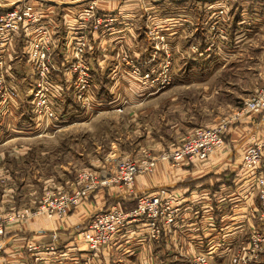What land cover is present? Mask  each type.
<instances>
[{"label":"rangeland","instance_id":"374dc122","mask_svg":"<svg viewBox=\"0 0 264 264\" xmlns=\"http://www.w3.org/2000/svg\"><path fill=\"white\" fill-rule=\"evenodd\" d=\"M141 1L143 8L141 5H137L135 14L137 16L132 15L130 22L144 40L145 47L138 48L142 50L140 58L129 54L126 49L119 51L116 56L119 59V68L116 69L115 73L119 71V74H121L122 71L127 70L128 72L130 71L129 75L138 79L143 86H149L152 82H155L158 87H161L160 89H168L169 87L172 89L167 92L166 97L164 96L150 103H130V100L126 98L121 106H116L114 110L102 113L97 118L87 122L86 125L77 122L68 129L58 133L56 131L55 133L49 132L51 130L50 125L53 122L46 123V119L43 116L37 115L33 111V103L30 98L25 99L21 103L22 108L18 109L20 113L17 112L18 117L15 119L9 118L8 114L7 116H1L0 123H4L5 127L0 125L3 127L2 129L0 127V142H8V144L2 143V146H0V157L6 158V164H1L3 167L6 166V173L0 172V206L3 207H0V209L6 213H15L17 217L13 221L26 219L27 215H21L25 209L31 212L43 206L46 208V206L53 207L55 205L56 208L46 209L57 211L59 214L62 213L59 218H65L73 214L81 205L92 207L90 214H93L94 210H106L116 204H119L118 206L122 210H133L138 206L139 200L144 195L154 189L163 188L158 185L152 190H137L135 185L136 176L145 173L152 174L159 161L166 162L171 167H174L172 163L175 161V155L177 157V152L185 149V140L189 136L195 135L198 126L218 127L225 139L228 137L226 135L230 129L244 118L247 120L248 117L257 115V119L259 118L257 121L264 123V110L255 113H243L241 116L236 115L244 107L245 100L251 96L249 92L257 91L259 87L264 85L262 70V67L264 68V48H252L248 45L245 48L223 49L210 46V35H212L210 23L212 22L213 14L216 13V15L221 17L219 9L224 6L222 1L182 0L178 2L177 0H162L156 3V10L152 9L156 11L154 16H152V12L148 14L150 8L148 0H138V2ZM238 6V10H240L241 1H239ZM228 7V11H233L234 15H236V5H228ZM161 11L162 13L159 15ZM114 18L115 20L117 19L115 27L125 24L119 16L114 15ZM104 28L102 33H109V30L106 29L107 27ZM92 35H90V38ZM28 39H30V36ZM223 51H226V53H223ZM53 54L52 63H54ZM210 54H212L211 58ZM256 55L257 59H252ZM210 59L212 60L211 63ZM150 61H154L157 66L161 62V69L154 72L146 68L147 62ZM134 64L140 67L142 74L150 73L151 77H149V80L143 79L133 72ZM210 64L212 68H210ZM249 65L250 67H255V69L257 67L258 73L256 75L251 72L252 69L248 68ZM77 66L78 58L73 54L68 64V69L74 73V79L71 78V82L76 80L78 82L77 71L79 68ZM149 68L158 69L157 67ZM5 69L7 77H9L8 71L10 68L5 67ZM11 71L13 73V70ZM108 74L109 72L101 77V83L104 89L111 93L108 88L111 87ZM175 74L183 80L182 83H180ZM23 75L28 78L26 80L32 85H27L26 90H24L22 82H15V84L20 87L18 88L19 91L27 98L30 96L31 88L35 87L37 79L32 73ZM121 77L124 78L123 76ZM152 78L153 81H151ZM99 83L93 74L91 89L99 88ZM175 84H178V86H175ZM215 86H217L219 92L212 94V88L214 89ZM28 87L31 88L29 89ZM74 87L72 86L70 91H67V94L71 93V96H73ZM117 88L123 89V86H116ZM132 92H135V90H132ZM108 93H105V96ZM108 97L107 101L110 100ZM105 98H101L103 99L101 107L105 106L103 108H108L109 106H106L108 102L104 100ZM13 100H11L9 105L1 107H5L6 110L9 109ZM77 104V108H82L75 101V107ZM93 108L94 106L92 108L88 106V108L82 109L90 112ZM36 120L41 129L34 132L32 130H34ZM161 120H163V123ZM55 123L63 125L67 122L55 121ZM150 125L156 129L164 128L163 130L167 132L168 130L177 131L180 128L182 130L179 135L181 140L174 142L170 140L164 141L165 144L160 148L156 145L160 142L158 140V142H152L151 145H145L137 149L138 146L136 145L141 142L145 127ZM43 126L44 128L42 129ZM257 135L255 132L250 134V140L246 142V149L255 141V138H258ZM226 140H229V138L225 139L222 146L217 150L227 145ZM61 142H66L67 145H63ZM20 143L34 149H26L25 146L21 147ZM77 145L81 147V153H84V157L80 153L73 154V158L70 160L71 165L61 164L58 166L57 161L62 158L59 153H64L63 159L65 160L67 153L70 151L71 155L73 151L72 147L69 149L67 147H75ZM47 152L55 154L56 160H48V162H53L54 160L53 169L55 174L53 176L51 174V180L49 177V181L45 183V172L46 170H51L48 169L47 157L43 155H47ZM137 152L138 158L135 157ZM26 153H28V156H26ZM166 153H169L167 158L164 157ZM29 156L32 158L35 156L39 161L33 160L22 167L24 164H21L18 159L26 157L24 161L28 163L30 161ZM183 156L181 165L184 164V161L206 160L199 159V157L192 158L187 153H184ZM41 157L44 158L43 161ZM93 157L97 159V162H94ZM128 158H133L137 162L140 160H154L156 164L153 169H146L137 173L133 177V182L127 184L126 179L122 177L125 172L122 171L124 170L123 167L127 165ZM30 167L32 168V173L36 172L33 176H27ZM61 167H65V169ZM16 169L19 171L18 175L15 172ZM66 169L70 171L69 174L64 171ZM35 174H39V179L44 182L42 186L33 183L34 179L38 178ZM222 174L227 176H223L224 181L222 182L225 185L231 181V185L236 187L239 183L233 180L235 172L232 168L228 167L227 171ZM226 178L230 179V181H227ZM26 179L33 183L30 188V190L34 189L35 192L33 198L20 196L17 193L18 190L20 194L19 187L26 183ZM171 188L178 189L177 187ZM215 189L220 190L221 188L216 184ZM222 189H226V186H223ZM230 189H232L231 186L227 190ZM4 193L8 197L3 198L2 194ZM123 195H126V198ZM235 198L236 196L229 203H226L228 211H233V206L237 203ZM255 200L257 211L255 216L250 215L252 222L250 221L248 224V217L245 216V223H237L233 228H229L227 224L225 226L222 225V216L219 213L217 214L218 211L214 213V225L210 227V236L213 237L212 232H215L217 243L220 242L219 238L225 236L226 244L216 246L219 249L217 251L215 247L211 250L214 243L210 242V253L214 251L211 253L210 264H264V247H258L254 243V240L259 244L264 242V215L260 197L257 194L255 195ZM5 201H11V203L8 204ZM17 204L22 206V208L15 212ZM251 206L246 205L245 214L249 215L247 212L252 211ZM90 218L91 216L85 222H88ZM239 224H241V227ZM81 227L83 225L77 228L80 229ZM6 232L7 229L4 230L0 238L6 235ZM208 248L209 246L205 247L204 250ZM183 249H185V254H189L186 250V245L181 250L183 251ZM190 257V255H186L185 258L180 257V262L173 261L174 257H171L170 264H189ZM223 258H227L225 263L222 262Z\"/></svg>","mask_w":264,"mask_h":264},{"label":"crops","instance_id":"0c3cea01","mask_svg":"<svg viewBox=\"0 0 264 264\" xmlns=\"http://www.w3.org/2000/svg\"><path fill=\"white\" fill-rule=\"evenodd\" d=\"M17 1L18 0H0V11ZM30 1L34 2L36 6H38L39 12L45 17L49 26H52L54 29L51 48L53 49L52 53H54L53 62L56 69L53 70V75L56 79V83L57 85L68 84L69 80L74 78V73L72 71L69 72L70 70L68 69V64L70 63V59L74 54L71 35L74 30L79 28L77 19L82 7L85 5V0ZM159 1L161 2L162 0L147 1L149 2L148 5L150 6L148 14L152 12V16H154L156 11H153L152 9L156 10V3ZM177 1L179 2L182 0ZM218 1H222V3L226 4L227 6L236 5L237 13L234 15L233 11H230V23L227 25V32L223 35H220L217 42L210 38V42L213 44L212 48L237 49L245 48L248 45L252 48H264V0ZM239 1H241L240 10H238ZM138 4L142 7V1L138 2V0H98V10L101 14L117 15L125 24L118 25L114 31L109 33H102L99 30L94 31L91 37V45L93 48H89L85 53V57L92 61V71L95 79L100 82L99 88L94 90L92 89L95 107L90 112L85 111L82 108L79 109L77 108L78 104L75 107V100L73 96H71L72 94L66 93V96L64 95V97H66V102L64 104L65 113L63 115L65 118L64 122L67 123L63 125H57L55 122H53V124L50 125L51 130L49 132H61L62 130H66L73 126V124L77 122H79V124L86 125L87 122L97 118V116L101 115L102 113L114 110L116 106H121L123 100L126 98L130 100V103H150L151 101L161 99L164 96L166 97L167 92L172 89L171 87L168 89H160L155 82H152L153 84L151 83L149 86H143L138 81V79L129 75L130 71L128 72L127 70L122 71L121 74H119V71L115 73L116 69L119 68V59L116 57L119 51H124V49H126L129 54L140 58L142 50H139L138 48L145 47L144 40L130 22L132 15L137 16L135 14L137 12L136 9ZM161 13L162 11L159 13V15ZM152 20L155 21L154 19ZM28 33L29 32L26 31L22 32V34L10 46L12 49L8 54L9 59L7 60L10 68L8 71V78L12 83L14 82L13 84L11 82L10 83L16 86L18 89L20 87H17L15 82H22L24 90H26L27 85L31 86L32 84L26 80L28 78H26V76L23 74L28 75L32 73L35 75L30 61L32 46L30 44V40L28 39ZM35 37H37V35H35ZM223 53H226V51H223ZM211 55L212 54H210V58ZM213 59H215V57H213ZM252 59L256 60L257 55L252 57ZM211 61L212 60L210 59V63ZM149 67H157L158 69L156 70ZM161 67V62L159 66H157L154 61L147 62L146 65V68L154 72L159 71ZM210 68H212L211 64ZM248 68L252 69L251 72L254 75L258 73L257 67L255 69V67H250L249 65ZM11 70H13V73ZM107 72H109L108 77H110L109 81L111 87L108 88L111 90V93H108L101 83V77H103V75H105ZM176 77L178 80H180V83L183 82V80L177 75ZM120 85L123 86V89H116V86L119 87ZM175 86H178V84H175ZM132 90H135V92H132ZM57 92L58 93L56 94L59 95V91ZM212 92V94L219 92L217 86H215L214 89L212 88ZM255 92L256 90L253 92L250 91L249 95H252ZM19 93V97L13 100L9 109L6 110L5 107H0V117L3 115L7 116V114L9 118L15 119L18 117L17 112L20 113L18 109L22 108L21 103H23L25 99L30 98V96L25 98L21 91H19ZM105 93H108L107 96L110 98V100L108 99L109 101H107V96H105ZM102 97H106L104 100L108 102L106 103V106H109L108 108H103L105 106L101 107L103 102V99H101ZM245 119L246 118L238 122V124H235V126H233L227 133L226 136L229 138V140H226L227 145L220 150H215L212 152L210 156L206 158V160L184 161V164H182L180 168H174L166 162L159 161L155 167V171L152 174L145 173L141 175L138 174L136 176L135 185L137 190H152L158 185L177 187L187 201L184 213L181 214L175 223V234L170 239L168 238V243L163 242L161 245L150 246L146 240H141L142 237L145 238L144 233L146 228H127L125 235L120 236L117 242L118 245L115 244L117 245L115 247L108 246L105 250H103V255L98 258L97 256L92 258L93 264H161V261L163 262L164 260H169L168 264H170L171 257H174L173 261L180 262V257L185 258L186 255L193 256L195 253L203 250L205 247H210V242H212V244L214 243L211 247V250L213 247H215L217 251L219 249L216 246L226 244L225 236L223 238H219V243H217V235H214L215 232H212L213 237L210 236V227L214 225V213L217 211V214L219 213V215L222 216V225L225 226L227 224L229 228H233L237 223H245V216L248 217L247 224L250 221L252 222L250 215L255 216V212L257 211V203L255 200V195L257 193L252 185L253 178L251 177V172L242 165V157L243 152L246 149V142L250 140L249 136L251 133L255 132L258 134L257 136L259 139L264 136V123H259L257 121L259 119H257V115L250 116L247 118V120ZM161 121L163 123V120ZM3 124L4 123H0V125ZM3 126L5 127V125ZM0 127L1 129L3 128L2 126ZM43 128L44 126L42 129ZM40 129L41 126L38 125V121L36 120L34 130L32 131L37 132ZM163 129L164 128L156 129L155 127H151V125L148 127L146 126L144 129V136L140 140L141 142L136 145L138 146L137 149H140L145 145H151L152 142H158V140L160 142H158L156 145L159 148L165 144L164 141L170 140L171 142H174L176 140H181V136L179 137V135L182 130H180V128L177 130L178 132L175 130H168L167 132ZM2 143L3 142H0V146H2ZM30 143L33 145L32 142ZM61 143H63V145H67L66 142ZM3 144L6 145L8 142H4ZM19 145L21 147L25 146L26 149H34L28 148L26 144L23 143H20ZM70 147L73 148V151L71 155L70 151L67 153L65 160L63 159L64 153H59L60 157L62 158H57L59 160L57 161L58 166L61 164L71 165L70 160H72L73 154L80 153V155L84 157V153H81L82 149L80 146H68L67 148L69 149ZM112 148L114 147L112 146ZM26 154V156H28V153ZM137 154L138 152L135 154L136 158H138ZM43 155L47 157V162L49 159L56 160V157H54L55 154L53 153L51 154L50 152H47V155ZM25 159L26 157H21L18 159L21 164H24L22 167L28 165L33 160L39 161V159L35 156L34 158L30 157V161L28 163L24 161ZM41 160L43 161L44 158L41 157ZM54 160L53 162L50 161L47 164L48 169L51 170H46L45 172V183L49 181V177L51 180V174L52 176L55 174L53 169ZM94 162H97L96 158H94ZM2 163L6 164V158H3V156L0 157V172L5 174L6 166H1ZM228 167L232 168L235 172L233 180L234 182H239L236 187L231 185V181L228 178L226 179L227 181H230V183L225 185L222 182L224 181L223 176H227L226 174L221 175V173L226 172ZM61 168L65 169V167ZM64 171L68 174L70 173V171L67 169ZM15 172L18 175L19 171L17 169ZM34 173H32V168L30 167L28 169L27 176H33ZM35 175L38 178L34 179L33 183H37L42 186L44 182H41L39 179V174ZM26 180V183L19 187L20 194L18 190L17 193L20 196H28V198H33L35 195L34 189L30 190L33 183H30L28 179ZM216 184L220 186V190L215 189ZM223 186H226V189H222ZM229 186H231L232 189L227 190ZM235 196L237 203L233 206V211H228L226 209V203H229L230 200ZM2 197L6 198L8 195L4 193L2 194ZM124 198H126V195ZM245 198L249 199L250 201ZM5 202L8 204L11 203V201ZM247 204L250 206L252 205V211L247 212L249 215L245 214ZM21 208L22 206H18L17 204V207H15V212L21 210ZM91 209L92 207L81 205L77 210H75L73 214H70L65 218H49L44 214H32L24 220L21 219L7 223L6 235L0 238V264H17V262H19L22 257H25V249L28 243L38 241L49 242L51 240L52 232L62 233L65 244H75V241H78L80 237L75 234V232H77L79 229L77 227L86 223L85 220L92 215L90 214L92 211ZM217 214L216 217L218 218ZM239 226L241 227V224H239ZM185 245L189 254L184 253L185 249H183V251L181 250ZM66 247V249H59V251L56 252L42 250V254L49 264H87L88 260L85 258V256L88 254L86 253L82 254L83 256L77 259H62L64 251L65 253L70 252L71 255L73 254L74 247ZM58 255H60V257H57ZM226 261L227 258L222 259L223 263Z\"/></svg>","mask_w":264,"mask_h":264},{"label":"built area","instance_id":"2783aa9c","mask_svg":"<svg viewBox=\"0 0 264 264\" xmlns=\"http://www.w3.org/2000/svg\"><path fill=\"white\" fill-rule=\"evenodd\" d=\"M223 5L219 9L221 17L216 13L213 14L210 23V31L212 32L210 38L215 41L219 39L220 35L227 32V25L230 23L229 7L226 4ZM215 15L216 17H214ZM116 22L117 19L115 20L114 14L104 15L99 12L98 0H85V5L82 7L77 19L79 28L74 30L71 35L74 56L76 55L78 58V82L77 80L71 82L74 79L72 78L68 84L57 85L53 75V70L56 67L52 63L53 27L49 26L45 17L39 12L38 6L30 0H18L10 7L3 8L0 11V107L9 105L11 100L19 97L20 94L18 89L10 83L5 67L9 68L7 60L12 49L10 46L24 31L29 32V40L32 46L30 61L37 79L35 87L31 88L30 93L33 111L37 115L43 116L46 123L64 121V104L66 102L64 95L66 96L67 91H70L72 86H75L73 98L82 108L95 107L93 92H91L93 83L92 63L91 60L85 57V53L89 48H93L90 35L96 30L102 32L105 29L104 27H107L106 29L109 32L114 31ZM212 45L211 42L210 46ZM128 63L130 64V62ZM133 72L146 80L151 77L149 72L142 74L138 65H135ZM152 79L151 81H153ZM56 86L59 87V90ZM56 89L59 91V95L56 94L58 93ZM262 110H264V85L245 100L244 107L236 115L241 116L243 113H255ZM196 129L195 135L189 136L185 140V149L178 151L177 157L175 155V161L172 163L174 167L178 168L181 165L184 153L190 154L192 158L206 159L209 154L224 143V135L218 127L198 126ZM245 151L242 157V165L251 172L252 185L260 197L264 215V136L260 139L255 138V141ZM168 154L166 153L164 157L167 158ZM155 164L154 160H140L137 162L133 158H128L127 165L123 167L122 172L125 173L122 177L126 179L127 184H130L137 173L146 169H153ZM162 187L152 190L148 193L149 195L144 193L147 195L139 200L138 206L133 210H122L118 206L119 204L106 210H95L90 220L75 232L80 237L73 245H70V243L65 244L63 235L60 232H52L49 242L28 243L25 249V257H22L17 264H49L42 254V250L56 252L59 249H66V246L74 247V251L72 255L70 252L65 253L64 251L62 259H77L86 253L88 254L85 256L88 260L87 264H93L92 258L103 255V250L108 246H117L120 236L125 235L127 228L132 227L136 229L146 228L144 236L150 246L161 245L163 242L168 243L169 239L175 234V223L184 213L187 201L178 189L175 190L169 186ZM46 208H56V206H46ZM46 208L43 206L31 212L25 209L21 215L44 214L49 218H59V215H62V213L59 214L57 211ZM16 217L15 213H6L0 209V236L6 229L7 223L13 221ZM254 243L258 247H264V242L259 244L254 240ZM211 253L210 247L207 250L203 249L190 257L189 264H210ZM57 257H60V255ZM168 261H161V264H168Z\"/></svg>","mask_w":264,"mask_h":264},{"label":"bare ground","instance_id":"6f19581e","mask_svg":"<svg viewBox=\"0 0 264 264\" xmlns=\"http://www.w3.org/2000/svg\"><path fill=\"white\" fill-rule=\"evenodd\" d=\"M47 217H48V216H47ZM142 239L147 241V238L145 239L144 237H142L141 240H142ZM138 240H139V239H138Z\"/></svg>","mask_w":264,"mask_h":264}]
</instances>
